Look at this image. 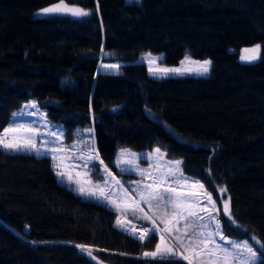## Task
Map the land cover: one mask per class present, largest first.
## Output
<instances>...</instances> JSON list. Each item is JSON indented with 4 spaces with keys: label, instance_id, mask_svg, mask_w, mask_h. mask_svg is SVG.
Here are the masks:
<instances>
[{
    "label": "trees",
    "instance_id": "trees-1",
    "mask_svg": "<svg viewBox=\"0 0 264 264\" xmlns=\"http://www.w3.org/2000/svg\"><path fill=\"white\" fill-rule=\"evenodd\" d=\"M59 2L0 0V132L34 99L67 141L92 126L109 170L121 148H162L216 196L226 188L225 234L250 240L264 264V0H64L89 14L35 17ZM256 45L258 61L242 63ZM146 53L169 67L211 60V75L152 79L137 63ZM100 61L125 65L107 74ZM52 166L0 148V264H188L145 257L157 235L117 229L114 209L59 184Z\"/></svg>",
    "mask_w": 264,
    "mask_h": 264
},
{
    "label": "rangeland",
    "instance_id": "rangeland-1",
    "mask_svg": "<svg viewBox=\"0 0 264 264\" xmlns=\"http://www.w3.org/2000/svg\"><path fill=\"white\" fill-rule=\"evenodd\" d=\"M38 13H41V10L35 14L36 18L68 16L74 19H81L86 17H76L69 13H41L39 15ZM255 47L248 49L251 50ZM260 53L261 46L257 59L247 61L241 58V62L245 64L256 63L260 57ZM252 55L257 54L249 51L246 52L244 57ZM186 57L190 58L191 62L185 61ZM164 58V54L153 55L146 53L140 56L137 63L144 64L148 69L149 76L156 80L181 77L207 78L211 75V60H195L187 55L182 60L185 63L182 64L181 61L178 66L169 67L162 64ZM204 61H211V64L209 65L208 72L201 74L202 69L195 62L202 64ZM104 65H118L119 67L105 68L103 67ZM124 65V63L100 61L98 72L118 75L121 74V67ZM157 68H179L181 69V73L170 72L164 75L157 72L153 75L150 69ZM33 102H35L36 108L30 107ZM20 126L38 129L40 134L35 135L34 133L21 130L9 133L8 139L11 140L15 137L16 140H21L22 138L32 136L37 147L41 149L42 154L37 155L36 152L31 150L14 151L0 147L1 149L10 154L30 153L37 156L51 157L53 159V172L59 184L67 186V188L86 201L108 206L120 215L130 217L134 223L152 225L156 229L155 235L159 238L158 245H160L162 250L172 248L174 252L179 254L176 255L178 258H181L182 255H189L192 257V264H201V262H204V264H214L211 257L204 254L200 256L195 255V252L204 246V241L212 234L211 240L207 243V249H213L216 244H222L230 252L239 257V259L232 261V264H240V259H248L249 257V254L243 248L246 242L257 253L258 258L252 264H261L262 256L250 240L239 239L225 234L224 223L233 221L231 199L229 200L231 219L222 210L224 200L230 198L227 190L226 192H220V189L226 188L220 187L216 196L200 180L185 174L183 159L171 158L166 150L159 147L147 151L121 148L113 160L112 170L107 168V171H105L106 165L104 163L100 164L101 158L96 148L93 127L77 129L75 139L67 141L64 136L63 125L49 121L34 99L25 103L21 109L13 113L6 128H17ZM89 129H91L90 132L87 131ZM157 148L160 149L159 153L155 151ZM97 154L99 159L89 161L86 166L85 161L80 159L82 156L86 159L89 155L94 156ZM125 161H130V163H125ZM176 161H180L181 163L177 165ZM57 165L59 166L57 167ZM58 173H64V175L61 176ZM80 188H84L85 193L91 191L96 194L87 195L81 193L79 191ZM171 188H175L176 192L169 191ZM101 190L103 191V195H101ZM156 192L163 194L167 199H153L150 193ZM209 196L215 202L214 207L208 202ZM169 200L172 202L169 203ZM178 201H183V208L177 207ZM205 206H207L206 209ZM215 209H221V211L216 212ZM188 211L197 215L188 216ZM133 212H135V215H133ZM210 213L219 221V230L220 235L224 237L223 241L220 240L219 235L214 234L217 224L213 219H210ZM182 214L184 215L183 219H181ZM198 217H203V219H199ZM186 232L187 236H185ZM193 233L196 234L195 237H193ZM176 236L181 237L188 251H183L179 244H177L174 239ZM161 237H163V240H161ZM189 237H192L191 241ZM237 243L241 245L239 249L233 247ZM163 257L173 256L165 255Z\"/></svg>",
    "mask_w": 264,
    "mask_h": 264
},
{
    "label": "snow or ice",
    "instance_id": "snow-or-ice-1",
    "mask_svg": "<svg viewBox=\"0 0 264 264\" xmlns=\"http://www.w3.org/2000/svg\"><path fill=\"white\" fill-rule=\"evenodd\" d=\"M41 13L43 14H51V13H69L72 16H76V17H80V16H87L89 13L87 11H85L82 8H78V7H69L67 4L64 3V0H60L59 3L55 4L53 7H48V8H44L41 10ZM41 13H38L41 14ZM259 50H260V45H256V47L254 49H244L245 52H254L257 55H252V56H246L243 57V59L247 60V61H253L255 59L258 58V54H259ZM150 55V54H149ZM185 61L191 62L190 58L186 57ZM154 63V61H152ZM182 64L185 63L184 61L181 62ZM197 64H199L200 68L202 69L201 74H206L209 70V65L211 64V61H204L202 64H200V62H195ZM103 67L105 68H118V65H104ZM150 71L153 73V75H155L157 72L162 73L164 75H167L170 72H174V73H181V69L176 68V69H168V68H157V69H150ZM30 107L32 108H36V104L35 102H33ZM31 115V113H30ZM25 131V132H29V133H34L35 135H39V131L38 129H31V128H23V126L17 127V128H6L3 130V132H0V147H3L4 149H8V150H14V151H20V150H31L37 153V155L42 154L41 153V149H39L37 147V144L34 140V138L32 136H29L27 138H22L21 140H16L15 137H13V139L9 140L8 139V134L9 133H15L17 131ZM87 131H91V129L87 130ZM53 135H55L53 133ZM157 153L160 152V149L157 148L155 150ZM55 158V157H54ZM81 160L85 161V166L87 165V163L93 159H99L98 154L97 155H89L86 159L85 157H80ZM125 163H130V161H125ZM181 162L180 161H176V164L179 165ZM100 164H103V161L100 160ZM59 165H57L58 167ZM105 171H107V166H105ZM58 175H64V173H58ZM201 187H203L201 185ZM79 191L81 193H85V189L84 188H80ZM169 191L171 192H176L175 188H171L169 189ZM220 192H226V189H220ZM85 194L87 195H95V192H86ZM101 195H103V191L101 190ZM150 195L152 196L153 199H158V200H166L167 198L159 193H150ZM229 200L230 198L224 200V206H223V212L225 213V215H227L229 217V219H231V213H230V209H229ZM169 203H171L172 201H168ZM208 202L210 204L213 205V207L215 206V202L211 200V197H208ZM177 207L178 208H183V201H178L177 202ZM207 208V206H205V209ZM216 212L221 211V209H215ZM133 215H135V212H133ZM188 216H196V213H193L191 211L187 212ZM184 218V215H181V219ZM199 219H203V217H198ZM210 219H213V221L217 224V229L215 231V235H219L220 236V240L223 241L224 237L222 235H220V230H219V221H217L215 219V216H213L210 213ZM132 233H135V229L131 230ZM155 235L156 234V229L153 228L151 230L145 228L144 230V234H141L139 236H137V239L140 240H144L145 239V235ZM185 236H187V232L185 233ZM196 234L193 233V237H195ZM211 236L212 234H210L209 238L207 240L204 241V246L202 248H200L199 251L195 252L196 256H200L201 254H204L208 257L213 258L214 264H232V261L239 259V257H237L233 252H230L229 249L227 247H224L222 244H216L215 248L213 249H207V243L211 240ZM198 238V237H197ZM175 241L177 242V244H179V246L183 249V251H188V248L184 246V243L181 239L180 236H176L174 237ZM192 237H189V240L191 241ZM253 239H255L253 237ZM161 240H163V237H161ZM77 247H81L82 249H84V246L81 245H77ZM234 248L239 249L241 247L240 244H234L233 245ZM264 247V246H262ZM244 250L249 254L248 259H240V264H252L253 261H255L258 257H257V253L253 250V248L251 246H249L246 242L243 245ZM87 252V255L89 257L92 256V253L90 250L84 249ZM219 253V255H218ZM143 255L145 257H153L156 258L158 256L163 257L165 255H171V256H176L179 255L178 253L174 252L172 248H165V249H161L160 245H157L155 248V251L153 252H145L143 253ZM242 255V253H241ZM182 259L186 260L189 262V264H192V257H190L189 255H182L181 257ZM201 264H204V262H201Z\"/></svg>",
    "mask_w": 264,
    "mask_h": 264
},
{
    "label": "built area",
    "instance_id": "built-area-1",
    "mask_svg": "<svg viewBox=\"0 0 264 264\" xmlns=\"http://www.w3.org/2000/svg\"><path fill=\"white\" fill-rule=\"evenodd\" d=\"M121 224L124 226V229H127V233L134 239L140 241V242H146L148 241L153 235L152 234H149V235H145V239L144 240H140V239H137L136 237L141 235V234H144V230L145 228L151 230L153 229L154 227L152 225H142V224H128L127 222H125L124 220H121L120 221ZM132 229H135V233L133 234L132 233Z\"/></svg>",
    "mask_w": 264,
    "mask_h": 264
},
{
    "label": "crops",
    "instance_id": "crops-1",
    "mask_svg": "<svg viewBox=\"0 0 264 264\" xmlns=\"http://www.w3.org/2000/svg\"><path fill=\"white\" fill-rule=\"evenodd\" d=\"M117 214H118V219H117V221L115 223V227L117 229H119V230H125L124 229V226L120 222L121 220H124L125 222L130 223V224H137V223H134L130 217L125 216V215H120L118 212H117ZM138 224H140V223H138ZM173 257H176V256H173Z\"/></svg>",
    "mask_w": 264,
    "mask_h": 264
},
{
    "label": "water",
    "instance_id": "water-1",
    "mask_svg": "<svg viewBox=\"0 0 264 264\" xmlns=\"http://www.w3.org/2000/svg\"><path fill=\"white\" fill-rule=\"evenodd\" d=\"M246 54V52L245 51H242V56H244ZM126 232H127V229L125 230ZM80 253H86V251L84 250V249H80ZM180 259H182V258H180ZM186 261V260H185ZM188 264H189V262L188 261H186Z\"/></svg>",
    "mask_w": 264,
    "mask_h": 264
}]
</instances>
